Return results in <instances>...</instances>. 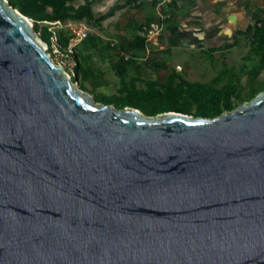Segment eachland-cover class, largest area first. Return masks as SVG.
<instances>
[{
	"label": "water",
	"instance_id": "95a60500",
	"mask_svg": "<svg viewBox=\"0 0 264 264\" xmlns=\"http://www.w3.org/2000/svg\"><path fill=\"white\" fill-rule=\"evenodd\" d=\"M0 264H264V90L214 117L117 108L0 0Z\"/></svg>",
	"mask_w": 264,
	"mask_h": 264
},
{
	"label": "rangeland",
	"instance_id": "374dc122",
	"mask_svg": "<svg viewBox=\"0 0 264 264\" xmlns=\"http://www.w3.org/2000/svg\"><path fill=\"white\" fill-rule=\"evenodd\" d=\"M9 1L37 14L50 11L45 0ZM88 2L93 18L40 20L36 36L97 101L135 107L146 100L137 91L163 90L169 80L181 87L187 80L221 90L234 85L229 100L234 109L264 90V44L258 35L264 0H68L67 10ZM153 22L159 24L155 34ZM81 24L90 27L89 36L69 52L73 28ZM43 33H49V42ZM225 105L222 112L230 110ZM189 114L201 116L197 103H190Z\"/></svg>",
	"mask_w": 264,
	"mask_h": 264
},
{
	"label": "trees",
	"instance_id": "16d2710c",
	"mask_svg": "<svg viewBox=\"0 0 264 264\" xmlns=\"http://www.w3.org/2000/svg\"><path fill=\"white\" fill-rule=\"evenodd\" d=\"M20 2H25V0H20ZM67 2L68 0H45L50 11L42 14L29 11L22 5L19 7L24 14L35 20V31H38V22L40 20L55 22L68 18L83 19L85 17H94L89 2L80 9H74L72 11L67 10ZM261 13L262 15L259 18L261 26L259 27L258 35L259 41L263 45L264 8L261 9ZM99 19H104V16H100ZM42 37L45 41H50L49 33H43ZM113 67L117 74L123 79V71L120 69L119 65L114 63ZM181 82V87L172 86V81L169 80L163 90L149 88L147 90L137 91V93L143 96L146 100L144 101V104H134L133 106L142 108L148 115H156L161 112L173 110L188 113L191 102L197 103L201 116H218L222 113V106L225 104L226 108L231 110L229 100L235 90L234 85L227 87L225 90H221L201 82H191L187 80H182Z\"/></svg>",
	"mask_w": 264,
	"mask_h": 264
},
{
	"label": "built area",
	"instance_id": "2783aa9c",
	"mask_svg": "<svg viewBox=\"0 0 264 264\" xmlns=\"http://www.w3.org/2000/svg\"><path fill=\"white\" fill-rule=\"evenodd\" d=\"M150 32L151 34H155L159 32V24L157 22H153L150 24ZM90 33V27H88L85 24H81L75 28H73V36L70 39V45H69V52H72L74 47L77 46L81 41L86 39L89 36ZM54 41V45H57V38L56 40L51 37Z\"/></svg>",
	"mask_w": 264,
	"mask_h": 264
},
{
	"label": "flooded vegetation",
	"instance_id": "af4514ba",
	"mask_svg": "<svg viewBox=\"0 0 264 264\" xmlns=\"http://www.w3.org/2000/svg\"><path fill=\"white\" fill-rule=\"evenodd\" d=\"M138 109H140L144 114H146V112L142 108H138ZM188 114H189V112H188Z\"/></svg>",
	"mask_w": 264,
	"mask_h": 264
},
{
	"label": "bare ground",
	"instance_id": "6f19581e",
	"mask_svg": "<svg viewBox=\"0 0 264 264\" xmlns=\"http://www.w3.org/2000/svg\"><path fill=\"white\" fill-rule=\"evenodd\" d=\"M41 41V40H40ZM46 46V45H45Z\"/></svg>",
	"mask_w": 264,
	"mask_h": 264
}]
</instances>
